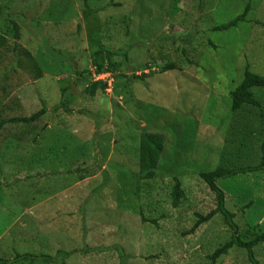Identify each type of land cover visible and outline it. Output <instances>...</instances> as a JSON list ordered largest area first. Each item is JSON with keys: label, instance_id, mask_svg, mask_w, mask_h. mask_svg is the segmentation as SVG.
Segmentation results:
<instances>
[{"label": "rangeland", "instance_id": "374dc122", "mask_svg": "<svg viewBox=\"0 0 264 264\" xmlns=\"http://www.w3.org/2000/svg\"><path fill=\"white\" fill-rule=\"evenodd\" d=\"M176 1L113 0L110 5V0H0L3 15L18 13L16 22L23 31L19 43L38 57L42 73L38 80L27 76L29 81H23L13 91L0 106V112L4 111V118H23L42 108L47 111L35 124L39 130L27 136L26 142L14 146L19 149L16 153H23L26 145L33 161H25L20 170H15L19 176L13 172L14 165L0 167L3 186L13 185L16 175L20 179L30 177L28 185L34 183V191L27 189L29 197L25 191L14 194L6 189L11 196L5 191L0 193V245L14 240L19 247L26 241L29 248L40 246L50 255L59 249L82 250L83 243L93 248L108 247L86 257L78 253L72 264L209 263L206 254L209 248H216L213 239L224 233L228 236L229 231L215 217L193 234L184 235L194 224L193 212L201 205L199 190L194 186L196 172L212 171L219 162V141L209 136L217 128L219 133H225L229 92L238 85L244 69L264 76V0H207L204 8L197 11L200 21L194 28L198 44L203 47L200 56L186 52L189 60L198 61L200 68L193 66L181 74L151 73L143 80L134 78L145 71L146 55L140 45L152 38L161 40L165 32L177 40L186 35L178 26V18L189 21L191 8L185 12L188 2ZM84 2L95 10L86 21L81 14ZM247 5L250 10L245 22L224 31L209 30L241 15ZM176 8L187 15H179ZM165 11L176 13L173 23ZM125 16L129 22L121 21ZM46 41L50 49L43 48ZM125 45L133 46L128 53V68L122 66L117 78V73L102 77L113 81L112 88L102 96L84 98L87 84L75 85L74 73L64 79L70 76L69 62L76 71L88 68L93 74L90 51L99 46L121 50L126 49ZM179 47L188 51L185 43ZM159 50L164 52V47ZM180 53L179 49L176 59H180ZM107 56L109 61H124L123 57ZM91 79L99 77L93 74ZM65 82L77 92L66 97V110L52 111L61 101L60 89ZM255 98L264 114V90ZM82 111L92 117L84 116ZM146 132L164 137L161 156L153 155L142 142L139 144ZM3 133L14 130L9 125ZM223 140L229 141L230 136L225 135ZM258 144L253 141L252 148ZM159 161L167 171L183 167L177 180L186 198L176 209L170 207L174 183L171 177L133 179L134 174H141L146 168L158 169ZM79 169L86 172L77 173ZM66 170L72 174H56ZM122 170L127 172L126 178L122 177ZM36 174L50 175L36 180ZM231 181H220L219 187L231 197L232 207L229 200L226 205L237 215L234 222L242 227L246 223L260 225L264 231V175H245ZM134 184L139 185L136 197H132ZM247 202L251 206L245 210ZM25 203L28 205L23 206ZM140 210L146 219H157L158 225L143 224ZM255 252L258 263H264V245L255 248ZM8 254L7 249L0 250V256ZM217 264L249 263L244 253L235 249Z\"/></svg>", "mask_w": 264, "mask_h": 264}, {"label": "trees", "instance_id": "16d2710c", "mask_svg": "<svg viewBox=\"0 0 264 264\" xmlns=\"http://www.w3.org/2000/svg\"><path fill=\"white\" fill-rule=\"evenodd\" d=\"M186 1L188 3L186 4L187 8L184 11L190 12L191 8L190 20L182 21L178 18V26H180V28L186 32V35L180 40H177L174 35H168L166 32L161 34L160 32L161 40L155 41L154 38H152L151 42L140 45V48L145 52L143 56L146 55L143 61V68L145 69V73L148 74L146 75L142 73L139 76L134 75V78L143 80L147 76H150L151 73L162 74L167 72H179L181 74L184 70L188 71L189 69H192L193 66L195 68H200L198 61H195L194 59L189 60V55L186 52H190V54L193 53L194 55L198 53L200 56V48L202 46H200V43V45L198 44L199 39L195 37L194 28L195 24H198L200 21L197 18V11L200 12V10L204 8L207 0ZM210 1L211 0H209V3ZM177 2H179V0H177L176 3ZM109 4H113V0H110ZM1 9L2 7H0V19L3 20V22L0 20V106L18 86L23 84V81H29L27 76L32 80L33 78L38 80L42 77L41 69H39L37 64L38 57H34L19 43L22 41L23 31L20 25L16 22L18 13L12 11V13L9 12L8 14L3 15L1 13ZM176 10L179 15L185 14V12L182 10L178 11L177 8ZM249 10V5H247L241 15L237 16L225 25L216 26L213 28L210 27L209 30L224 31L234 28L240 22L246 21V16ZM94 11L95 10L90 9L87 3L84 2L83 11L81 13L83 19L86 21L88 18L87 16H90ZM148 12L149 11H147V13ZM165 12L168 14L167 16L171 18L170 23H173L174 21L172 20V17L176 15V13L171 11ZM121 21L129 22L130 19L125 16L124 18H121ZM4 22H7V24ZM128 24H132L133 26V23ZM80 26L81 25L79 23L77 28L80 29L82 27ZM77 32H79V30H77ZM108 34L109 33H107L106 36H108ZM127 34L128 33H125V35ZM8 37L11 38L12 41H10ZM184 43L188 46V51L187 49L179 47V45H183ZM45 45L46 46L43 48L48 47L50 49L47 41L45 42ZM160 46L164 47V52L159 50ZM208 46L214 48L210 42H208ZM132 47L133 46H129V48H127L125 45L126 49L109 50L105 49L104 46H99L97 49L90 51L91 66L94 69L93 74L95 76H101L104 74L114 75L117 73L115 77L117 78L120 76L122 66L128 68L129 61H127V58ZM179 49L181 50L180 59H176ZM107 55H113V57H118L120 59L123 57L124 61H116L117 58H114L115 61H109L107 59ZM69 65L70 76L66 75L64 79L71 77L74 73L76 78L74 81L75 85L79 83L87 84L82 95H85L84 98H98L109 90L106 82L94 81L91 79L93 74L88 70V68H84V70L78 72L75 70V66L72 62H69ZM152 65L155 66L154 70L152 69ZM83 66L86 67L87 64H84ZM62 80L63 79L60 81L62 82ZM130 82L131 81H128V84ZM237 84L238 85L235 87V89L229 92L230 107L226 115L227 128L225 133H219L220 128H217L215 133L209 136V138H212V140H217V142L219 141V146H217V149L220 148L219 162L215 166L216 168L212 171L204 172L198 170L196 172L197 183L196 185L194 184V186H197V191L199 190L198 194L200 195L201 205L198 206L196 211L193 212L194 224L188 231L185 230L184 232V235L193 234L201 226L212 221L215 217H218L216 221H221L223 223V227L225 231H229V235L227 236V234L224 233L223 235L221 234L220 237L213 239V243L216 245V248L214 250L209 248V251L206 254L207 261H209L208 264H217L225 256H229L235 249L244 253L249 264H260L256 259L255 248H257L259 245H264L263 228L260 225L253 226L251 223H246V225L242 227L238 223L234 222V218L237 215L232 213L226 205V202L229 200L228 205L232 207L230 202L231 197H228L227 193L219 187L220 181L230 182V180L234 181L238 177L257 173H262L264 175V114L262 112L261 103L255 98L258 92L264 90V76L253 74L246 68L244 69L243 74L240 76ZM71 86L72 84L69 85L67 82H65L64 86L62 85L60 89L61 101L52 109V111H56L60 108L66 110V97L68 95H74L73 92H77L75 89H73V87L71 88ZM253 90L255 91L253 92ZM3 112H0V167L1 165L8 167H12L14 165L15 168L13 167V172L17 173L15 170H20L18 168H20V166H22L25 161L30 163L33 161V159L31 154L26 152V145L23 144L25 146V152L23 153H16V151L19 149L14 148V146L26 142L28 140L27 136L34 135L37 130H39L35 124L47 113V111L45 108H42L40 111L23 118H4ZM81 114L88 118L92 117L87 111H82ZM9 125L12 126L14 133H3L5 127ZM95 125L98 127L96 123ZM15 129H17L16 132ZM225 135L230 136L229 141L223 140ZM141 137L142 141L140 140L139 144L142 142L141 144H143L146 148L149 150L151 149L153 155L161 156L163 154L165 140L161 134L146 132ZM253 141L255 143H259L256 145V148H252ZM14 150L15 153H12ZM174 152L175 147L172 149L171 156H174ZM203 152L204 151H201V153ZM171 162L172 161L170 159L169 163L171 164ZM213 162L215 163L216 161L214 160ZM30 165H33V163ZM158 166V169L150 167L146 168L141 174H134L133 179L136 180L140 178L141 180L147 179L148 181H151L156 177H163L167 175L171 177L174 183L170 190V207L172 209H176L186 198L184 189H182L180 181L177 180V176L180 173L179 171L183 167H175L167 171L164 170L161 161H159ZM122 171L123 174H125L123 175L121 173L123 175L122 177L125 176L126 178L128 175L127 172L124 173V170ZM76 172L85 173L86 171L79 169L76 170ZM56 174L60 176H69L72 173L66 170L57 172ZM17 175L19 176L18 173ZM17 175L13 177V185L9 183L3 186V184L0 182V193H4L5 191L7 196H11L7 190L14 194H19L24 191L27 192V189L29 188H32L34 191V183L28 185L30 183V177H22L20 179ZM49 175L50 174H36L35 178H37L36 180H40L41 178L49 177ZM138 189V184H134L132 186L131 190L134 193L132 197H136ZM231 194H233V192H231ZM27 197H29L28 192ZM135 201L140 202L141 200L136 198ZM28 204L25 203L23 206H27ZM135 206H137V204ZM250 206L251 203L249 202L246 204L244 209L247 210ZM243 211V209H240L239 213L243 214ZM138 215L143 224H149L151 226L158 225L157 219H146L141 210L138 211ZM175 232L178 236L179 233L177 231ZM6 244L0 245V250L5 252L7 249L9 254L6 256H0V264H72L74 263L72 260L76 258L78 253L82 257H86L92 252H103L108 249V247L105 246L93 248L90 245L87 246V243H83L82 250L72 249L67 252L59 249L55 255H50L42 251L39 248L40 246L38 247L39 249L37 247L36 249L29 248L26 241H22L19 247L14 240L9 241Z\"/></svg>", "mask_w": 264, "mask_h": 264}, {"label": "clouds", "instance_id": "9594fccd", "mask_svg": "<svg viewBox=\"0 0 264 264\" xmlns=\"http://www.w3.org/2000/svg\"><path fill=\"white\" fill-rule=\"evenodd\" d=\"M249 8H250V6H249ZM144 74H146L145 73V71L143 72ZM148 74V73H147ZM103 76H110L109 74H104V75H101V76H97V77H99V80H97V79H94V81H102V82H106L107 83V86H108V88H109V90L112 88V79L111 80H108L107 81V79H102V77ZM139 76V75H138ZM101 78V79H100ZM107 78V77H106Z\"/></svg>", "mask_w": 264, "mask_h": 264}]
</instances>
